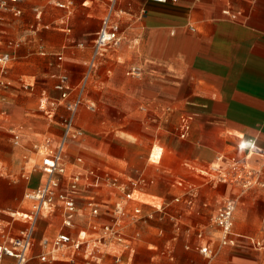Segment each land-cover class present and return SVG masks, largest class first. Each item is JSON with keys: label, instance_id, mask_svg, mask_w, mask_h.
Returning a JSON list of instances; mask_svg holds the SVG:
<instances>
[{"label": "crops", "instance_id": "0c3cea01", "mask_svg": "<svg viewBox=\"0 0 264 264\" xmlns=\"http://www.w3.org/2000/svg\"><path fill=\"white\" fill-rule=\"evenodd\" d=\"M108 2L21 0L22 15L6 14L0 23V58L10 56L0 63V92L18 56L24 67L19 76L40 71L55 79L40 105L47 117L35 146L41 172L0 193V212L15 210L12 221L0 224V244L32 225L29 195L47 178L36 148L47 137L56 148L62 138L69 112L60 105L56 86L66 75L75 90L88 77L75 119L84 136L65 150L68 175L94 172L95 177L82 182L73 227L64 225L61 204L41 213L27 264H264V0H118L112 17L122 43L92 68L93 40ZM133 67L142 70L139 78L127 75ZM183 117L191 119L186 139L178 135ZM232 157H243L260 171L263 186L239 196L235 188L218 185L211 168L227 170ZM166 171L165 177L173 178L171 200L154 188ZM156 198L162 202L151 204ZM228 199L238 202L235 243L223 246L213 219ZM182 202L188 205L185 218L178 214ZM117 210L120 236L97 241L102 226L119 216ZM157 213L175 221L174 236L161 245L151 241L156 237L149 220ZM15 217L23 220L13 237ZM61 233L83 236L89 246L57 250L52 240ZM163 233L161 228L158 236ZM242 239L255 249L239 246ZM206 246L211 254L201 252Z\"/></svg>", "mask_w": 264, "mask_h": 264}, {"label": "built area", "instance_id": "2783aa9c", "mask_svg": "<svg viewBox=\"0 0 264 264\" xmlns=\"http://www.w3.org/2000/svg\"><path fill=\"white\" fill-rule=\"evenodd\" d=\"M21 0H0V23L6 14H13L18 17L22 12L17 8ZM157 3H165L167 0H151ZM118 0H109L108 14L102 22V25L96 33L93 40V54L91 67L94 68L97 61L111 49H117L122 43L120 27L113 20V13ZM61 9H66V5H59ZM10 61V56L5 54L0 58V63L6 64ZM127 75L139 78L142 70L138 67L131 68ZM88 77L84 83L77 89H73L68 84V77L61 76L56 89L61 92L60 105L69 112V117L63 124V135L56 146L52 147V139L45 138L37 146V152L42 157L41 170L46 174V182L37 191L29 195L34 201L32 216V225L22 233L21 236L12 240L10 243L0 244V264H6V258L13 260L11 264H27L29 254L34 243L35 222L44 210L54 211L58 204L62 205L65 211L64 225L66 227L74 226V219L77 214V197L80 195L83 187L82 182L95 177L94 172L86 174L74 173L68 175V169L65 162V150L68 143L72 140L80 139L84 136L83 131L76 126L75 119L79 108L83 105V94L86 89ZM75 90V91H74ZM75 94V98L72 96ZM91 108V107H90ZM191 119L183 117L181 119L178 135L181 139L189 137L191 132ZM227 170H218L211 168L212 173L217 177L221 184L235 188L239 196L249 192L255 187L263 186L261 182V172L249 167L243 157H232L229 159ZM92 182V180L90 181ZM115 185V183H113ZM127 199H131L130 194H126ZM178 201V200H177ZM237 199H228L224 206L217 212L213 223L221 230V242L223 246L233 245L235 243L233 226L234 214L237 209ZM140 211L136 210V214ZM97 214V211L95 212ZM116 219L112 224L104 225L103 234L97 241L112 240L120 236L119 227H121L122 212L117 210ZM202 238V234L199 235ZM48 240L44 241L48 245ZM84 245L89 246L88 240L83 236L72 237L69 234L61 233L52 240V246L55 249L71 248L74 251H80ZM203 254H211L208 246L201 248Z\"/></svg>", "mask_w": 264, "mask_h": 264}, {"label": "rangeland", "instance_id": "374dc122", "mask_svg": "<svg viewBox=\"0 0 264 264\" xmlns=\"http://www.w3.org/2000/svg\"><path fill=\"white\" fill-rule=\"evenodd\" d=\"M21 49L22 47L20 50ZM22 62L23 60L19 59L18 56L16 60L9 64L7 74L9 80H7V83L5 82V89L0 92V126H3V128L0 127V132L6 135L4 138H0V193L6 187L19 188L26 185L29 181V177H33L35 171H40V159L35 154V146L41 138L44 123L47 120V117L41 112L40 105L41 99L43 98V91L46 90L47 94L51 92L55 79H52L51 74L47 75L40 71L33 77L26 75L19 76L18 71L24 68ZM29 66L33 67L35 65ZM86 114L89 115L88 113ZM128 121L129 119L123 123L125 124ZM166 153L167 157L172 156L170 150L166 151ZM171 165L172 162H170V166ZM20 166H23V168L19 169ZM150 166L155 169L157 168L155 165ZM168 172L169 171L163 173V178H165V180L159 181L158 185H155L154 188L157 187L159 192L163 193V195H166L168 199L171 200L174 193V191L171 190L173 178L171 176L168 178L165 177ZM215 178L217 182V177ZM217 184L220 185L221 183L218 182ZM30 191L31 190H27L25 194ZM149 201L153 205H159L162 202V200L157 198L153 199V201ZM176 204L177 203H174V205ZM178 204V214H181L185 218L188 205L184 202ZM13 211L15 210L0 212L1 226H6L7 221L13 220L11 216ZM15 219L14 229L11 232V236L13 237L19 234L16 229L22 225L21 222L23 220L19 217H15ZM174 222L175 221L168 217L161 219L159 213L154 215V218L149 220V224L155 227L151 229L150 232H152L156 238H152L151 241L161 245L163 242L172 239L175 234L173 231ZM161 228L164 229V233L159 237L158 233ZM218 236L219 234L216 237ZM257 242L259 241L256 240L255 242L258 246ZM260 243L262 246L261 248L264 250V243L262 241H260ZM244 244L249 249H255L250 240L242 239L239 246H243ZM151 252L153 253L155 251L152 250ZM31 262L37 261L30 260L28 264Z\"/></svg>", "mask_w": 264, "mask_h": 264}]
</instances>
